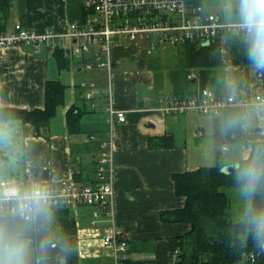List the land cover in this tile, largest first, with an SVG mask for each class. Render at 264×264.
Returning a JSON list of instances; mask_svg holds the SVG:
<instances>
[{
	"label": "crops",
	"instance_id": "crops-1",
	"mask_svg": "<svg viewBox=\"0 0 264 264\" xmlns=\"http://www.w3.org/2000/svg\"><path fill=\"white\" fill-rule=\"evenodd\" d=\"M23 5L25 13L21 19L18 4L12 6L13 25L22 22L41 30L59 28L69 21L66 0H24ZM201 5L205 10L203 2ZM12 26L7 20L6 29ZM149 43L120 40L112 45V55L118 63L112 69L111 98L105 93L106 71L85 70L80 62L67 61L65 68L76 72L84 69V78L79 74L71 79L69 76L67 82L72 85L66 87L64 103L57 107L48 125L39 135H33L16 121V133L23 144L24 171L19 184L30 186L45 181L91 184L100 152L99 141L111 138L114 224L129 232L128 256L134 264H172L176 236L188 229L183 222L160 217L161 212L184 204V197L174 193L172 174L215 165L218 157L225 165L247 158L251 142L264 139V133H258L264 111L239 104L229 105L219 114L194 109L176 114L164 111L172 98L194 95L201 88H208L217 96L243 95L260 90V81L253 64H232L224 58L223 65L210 69L201 87L197 69L187 71L182 64L180 44H157L159 50L155 46L148 52ZM168 46L177 47L178 56L167 55ZM54 52L44 46L38 53L20 46L0 47V107L44 106L45 82L57 79L65 84ZM51 57L55 59L54 65H50ZM190 73L192 77H188ZM85 79L96 81L100 89L92 100L84 97L79 86ZM110 100L116 109L124 111L125 121L108 123L106 108ZM72 105L81 111L80 129L66 125L65 114ZM257 127L260 129L256 130ZM81 207L87 209L90 220L77 225L68 208L75 224L73 233L57 232V217L51 209L49 220L38 218L34 222L32 264H36V250L45 239L55 247H50L41 264H56L68 252L77 256L78 264H83L84 259L91 264L110 259V248L101 240L111 225L110 219L102 216L92 224L90 206L80 205L73 210L77 212Z\"/></svg>",
	"mask_w": 264,
	"mask_h": 264
},
{
	"label": "built area",
	"instance_id": "built-area-1",
	"mask_svg": "<svg viewBox=\"0 0 264 264\" xmlns=\"http://www.w3.org/2000/svg\"><path fill=\"white\" fill-rule=\"evenodd\" d=\"M83 3L85 9L90 12L82 23L68 21L59 28L44 27L36 30L18 22L10 29L0 30V47L20 46L29 48L34 53H38L43 46L50 52L59 49L68 62H80L86 70L101 68L106 71L105 93L111 98L112 69L118 63L112 55V45L120 43V40H148V52L157 44L176 45L189 41L209 45L220 40V51L224 57L228 46L227 37L246 35L240 27V21H229L219 13L204 11L201 4H189L185 0H83ZM192 75L190 73L188 77ZM255 75L260 81L261 89L251 94L217 96L210 89L201 88L194 95L172 98L164 111L176 114L194 109L219 114L233 104L255 106L264 111L262 69L256 70ZM79 86L87 100H92L99 94L100 89L96 81L82 80ZM91 105L93 106V102ZM106 111L109 124L125 121L124 111L116 109L111 100ZM99 142L100 152L97 155L93 183L61 181L55 184L45 181L39 184L51 192V210L87 205L91 207L92 224L102 216L110 219L111 225L101 239L103 244L110 248V259L101 264H134L127 252L129 232L114 224L112 141L108 138ZM225 148L223 146L222 150ZM6 180L20 185L14 177ZM261 246L264 247V243ZM172 251V261L175 263L178 251ZM255 255L251 252L245 259L233 264H252ZM56 264L68 263L65 258H61Z\"/></svg>",
	"mask_w": 264,
	"mask_h": 264
},
{
	"label": "trees",
	"instance_id": "trees-1",
	"mask_svg": "<svg viewBox=\"0 0 264 264\" xmlns=\"http://www.w3.org/2000/svg\"><path fill=\"white\" fill-rule=\"evenodd\" d=\"M189 4H202V0H185ZM19 8L20 19L24 18V0H0V30L6 29L13 3ZM69 22L82 23L90 10L85 9L83 0H66ZM22 23V22H21ZM227 61L232 64H252L248 59L247 36L227 37ZM182 64L189 71L197 69L200 86L204 87L211 68L223 65L220 40L199 45L195 42H183ZM54 55L60 69L68 64L61 51ZM264 74V69H262ZM264 79V78H263ZM66 86L59 80H47L44 86V106L41 108L0 107V119L19 121L26 133L39 135L55 115L57 107L64 103ZM81 111L74 105L65 114L66 125L70 129H80ZM170 145V144H169ZM264 167V139L251 142V150L247 158L241 159L237 167L230 173L222 171L225 163L218 157L215 165L201 166L192 170L172 174L174 193L184 197L181 208L160 213L162 220L175 216L178 222L188 225V229L176 236L177 242L173 250L178 254L174 264H233L245 259L254 252L252 264H264V242L257 241L254 217L264 212V176L260 178L256 189L246 194L248 219L232 220L227 217L229 196L225 189L234 186L244 187V181L238 178V171L244 169L257 159ZM56 215L58 233H73L75 224L69 215L68 208L53 210ZM34 237V229L30 234ZM68 264H78L77 256L72 252L65 254Z\"/></svg>",
	"mask_w": 264,
	"mask_h": 264
},
{
	"label": "clouds",
	"instance_id": "clouds-1",
	"mask_svg": "<svg viewBox=\"0 0 264 264\" xmlns=\"http://www.w3.org/2000/svg\"><path fill=\"white\" fill-rule=\"evenodd\" d=\"M240 27L245 31L248 59L257 70L264 69V0H238ZM244 192L255 191L264 176L258 158L237 173ZM51 192L40 184L20 186L0 176V264H32L31 231L38 218L50 219ZM257 241L264 242V212L254 217ZM49 240L41 241L36 264L47 259Z\"/></svg>",
	"mask_w": 264,
	"mask_h": 264
},
{
	"label": "rangeland",
	"instance_id": "rangeland-1",
	"mask_svg": "<svg viewBox=\"0 0 264 264\" xmlns=\"http://www.w3.org/2000/svg\"><path fill=\"white\" fill-rule=\"evenodd\" d=\"M202 2H203V6L205 7L204 11L219 13L229 21H234V22L240 21L238 0H202ZM13 5L16 6V2H14ZM14 20H15V16L11 15L8 19V24L12 26ZM156 50H159V45H156ZM165 50L167 55L173 53L174 54L173 56H178L179 49L175 46H168V48H166ZM223 58L227 59L228 55L225 53ZM49 62L50 65H54L55 59L51 57V59L49 58ZM84 69L78 72L74 71V69L73 71L72 69H67V68L60 69L63 75L62 81L65 82V85H67L66 87L68 86L71 87L72 84H69L67 80H70L72 76H77L79 74L80 77L84 78L83 76L85 74ZM65 76H67L68 79H66ZM88 80L90 79H87V81ZM254 126H258V125H254ZM260 126H261V130L258 131V133L260 132L262 134L264 133V122L263 125ZM17 130H18V125L16 121H5L0 119V176H2L4 179H10L14 177L17 183L19 184V182H22L24 170H23V162L21 158L23 144H22V140L19 139V137L17 136L16 133ZM225 190L230 200L227 211V217H229L232 220L248 219V210L246 206L247 197H246V193L244 192V187L234 186ZM79 213H82V215H80ZM70 214L75 219L77 225L89 223L90 218L89 215L87 214V209L84 207H81L77 212H75L72 207ZM86 263L91 264L93 262L84 259L83 264ZM172 263H174V261H172ZM142 264H147V262H143Z\"/></svg>",
	"mask_w": 264,
	"mask_h": 264
},
{
	"label": "water",
	"instance_id": "water-1",
	"mask_svg": "<svg viewBox=\"0 0 264 264\" xmlns=\"http://www.w3.org/2000/svg\"><path fill=\"white\" fill-rule=\"evenodd\" d=\"M225 45H226V44H225ZM259 129H260L259 127L256 128V130H259ZM236 167H237V164L223 165V167H222V171L227 172V173H230V172H232ZM170 219H171L172 221H176L177 218H176L175 216H173V217H170Z\"/></svg>",
	"mask_w": 264,
	"mask_h": 264
}]
</instances>
